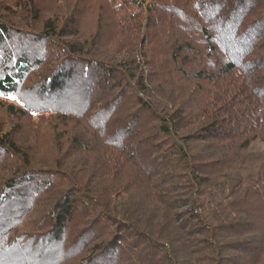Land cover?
Returning a JSON list of instances; mask_svg holds the SVG:
<instances>
[{
    "label": "trees",
    "instance_id": "1",
    "mask_svg": "<svg viewBox=\"0 0 264 264\" xmlns=\"http://www.w3.org/2000/svg\"><path fill=\"white\" fill-rule=\"evenodd\" d=\"M99 1L69 41L77 2L0 0V92L21 103L0 106L52 116L84 159L30 170L0 133L24 159L0 182V264H264V0Z\"/></svg>",
    "mask_w": 264,
    "mask_h": 264
},
{
    "label": "rangeland",
    "instance_id": "2",
    "mask_svg": "<svg viewBox=\"0 0 264 264\" xmlns=\"http://www.w3.org/2000/svg\"><path fill=\"white\" fill-rule=\"evenodd\" d=\"M6 1V0H5ZM58 2H53V7L50 8L45 14H52L55 9L63 2V4H66L64 1H68L73 5L75 2L78 3L79 12L77 13L80 21V27L78 29V32L76 36H70L66 40L74 41V40H83L84 36L88 33H92L95 31L96 26V14L99 12L97 6H99L100 1L99 0H57ZM102 1V0H101ZM152 0H142L145 4L150 3ZM44 4L50 6V0H42ZM62 4V5H63ZM75 5V4H74ZM8 16H12L11 13H9ZM21 16L16 17V20H19ZM114 43H108L107 45V52L110 53L113 51V45ZM36 77L32 76L33 81H29V85L36 84L35 81H38L37 77L40 76L39 71H36L34 74ZM168 79L163 82L160 81V84L167 83ZM23 87V86H22ZM166 90H170L169 86H165ZM22 90V89H21ZM24 92V90H22ZM10 96L14 95H0V101L4 103H12L14 105L17 104L20 105L21 103L16 99H10ZM15 97V96H14ZM36 99V98H34ZM33 104L41 105V103L38 102V100L32 101ZM74 127L72 123L68 125V128ZM65 127L61 122H58L54 120L52 116L48 115H42L39 116L36 113H33V115H24V116H14L7 113L4 107L0 106V133H7L9 136L12 137L20 151H25L26 156L28 158V165L31 168L30 170H35V168H38L39 170L47 169V168H53L55 166H58L55 164L56 162H63L64 160L67 161V163H80L82 162L81 159H78V156H71L69 158L63 157V154H61L64 151V146L60 148V145H63L66 142H69L72 137L66 134ZM68 137H70L68 139ZM78 140L73 142H86L85 139H81L79 136H77ZM53 142H58V144H53ZM71 146V144H70ZM68 148V146H67ZM76 157V158H75ZM91 158V157H90ZM89 158V159H90ZM23 158L18 159L15 156L11 155H1L0 157V182L4 183V181L10 177L14 171L18 170L19 168H23L24 162ZM59 160V161H58ZM56 161V162H54ZM89 163H92L93 161H88ZM65 163L63 166L67 167L68 164ZM81 164V163H80ZM9 166H12L14 168V171L7 170L6 168ZM72 165V164H71ZM70 167V164H69ZM49 172V171H48ZM60 180L57 179V182ZM57 184V183H56ZM60 188V189H59ZM63 187H59L58 185L55 186L54 189L62 190ZM52 189L51 191H47L43 198L45 201H43L40 198L39 203L42 205V208L38 209L37 213H35L34 216H32L30 222L31 224L35 222H41L44 224H47L46 218L40 219L41 213L45 216V213L47 216L50 213L51 207L53 205L55 195L58 191ZM23 230H27V226L20 225L19 232H23ZM32 230V229H31ZM34 255L26 254L25 258L27 261L31 260ZM26 261V262H27Z\"/></svg>",
    "mask_w": 264,
    "mask_h": 264
},
{
    "label": "snow or ice",
    "instance_id": "3",
    "mask_svg": "<svg viewBox=\"0 0 264 264\" xmlns=\"http://www.w3.org/2000/svg\"><path fill=\"white\" fill-rule=\"evenodd\" d=\"M4 93L3 92H0V95H3ZM10 99H16V97H14V96H10L9 97Z\"/></svg>",
    "mask_w": 264,
    "mask_h": 264
}]
</instances>
